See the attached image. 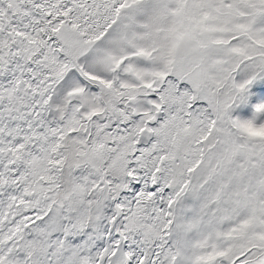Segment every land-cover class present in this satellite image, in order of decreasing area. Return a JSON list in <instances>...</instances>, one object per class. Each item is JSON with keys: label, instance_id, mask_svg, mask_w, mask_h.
<instances>
[{"label": "rangeland", "instance_id": "rangeland-1", "mask_svg": "<svg viewBox=\"0 0 264 264\" xmlns=\"http://www.w3.org/2000/svg\"><path fill=\"white\" fill-rule=\"evenodd\" d=\"M110 1L118 5L114 11L99 0H0V259L29 223L45 218L60 187L64 139L81 131L74 199L67 194L62 201L68 215L81 211L75 218L80 223L92 209L88 192L126 184L106 208L107 231L87 232L80 241L105 252L96 264H264V138L246 136L233 121L237 110L243 112L241 96L250 93L234 65L240 60L264 71L262 37L253 26L242 27L233 0ZM152 5L162 7L163 19L173 16L178 23L169 74L132 63L152 62L160 50L154 40L150 51L130 43L132 53L119 62L107 55L103 64L123 70L135 84L91 81L103 113L84 122L83 94L75 93L65 118L48 123L51 90L74 62ZM251 34L255 38H246ZM141 100L150 111L140 110ZM254 113L256 119L248 115L246 123L260 121V111ZM204 145L211 149L210 186L217 175L229 184L220 188L217 209L209 205L216 214L208 223L192 218L187 198L194 186L190 173L204 166ZM179 199L187 201L173 231L170 208ZM68 251L70 264L88 260L85 250L77 259Z\"/></svg>", "mask_w": 264, "mask_h": 264}, {"label": "trees", "instance_id": "trees-1", "mask_svg": "<svg viewBox=\"0 0 264 264\" xmlns=\"http://www.w3.org/2000/svg\"><path fill=\"white\" fill-rule=\"evenodd\" d=\"M99 1L108 3L112 11L118 6L110 0ZM233 2L239 5V12L244 18L241 21L242 27L244 28L245 25L246 27L252 28L253 26L254 31L257 29V36H259L260 39L262 37L263 42H260L264 44V33L260 34L264 31H258L264 29V0H233ZM152 6L153 7L146 8L142 14L138 17L136 16L134 20L129 19L123 24H130L131 21L132 26L127 29L121 27L123 25L119 26L120 28L110 32L108 35L95 42L92 48L88 49L83 56L74 62L72 69L69 70L51 90L46 110V120L48 123L60 122L65 118L71 100L70 96L75 93L83 94L82 99L79 101L82 106L80 113L84 122H89L90 119L87 120V118L90 115L103 113L105 109L104 102L101 99L102 97L99 90L92 86L91 81L113 82L119 79L118 82L121 83L130 81L132 84H135L136 82L123 73V70L119 73L112 72L103 64L107 55H114L115 60L119 62L121 57L126 53H132V48L129 46L130 43H133L140 49H146L147 51L149 49L150 51V46L152 45L151 40H154L155 45L153 48L160 47V50L155 52L152 62L150 64H142L137 61H132V63L138 64V66L144 69H154L167 75L169 74L171 59L177 49L175 29L178 27V23L173 16H168L167 19H163L162 7L157 8L156 5ZM102 7H106L105 4H103ZM258 12H263L262 16L253 21V16ZM147 34H149V36L145 37ZM235 36L240 38L241 32H237ZM249 37L255 38L253 34L246 36V38ZM245 42L251 45L254 44L253 41L248 39H246ZM248 57L249 56L246 58ZM129 61L130 60H128V62ZM242 62L237 60L234 69H239V71H241L238 81L241 86H243L242 83H247L251 94L249 93L241 96V109L243 112L241 114L237 110L236 115L233 117V121L244 130L246 136L254 135L264 138V108L260 105L263 94L261 88L264 87V71L258 67L253 69L249 62ZM249 72L255 73L256 76L250 75ZM245 73H248L246 79L243 77ZM143 102L144 101L141 100L139 103L140 110H145L146 112L150 111L149 107L144 105L145 103L143 104ZM254 109L260 111V121L256 123L254 120L250 119L251 123H246L245 119H248L246 118L248 115L250 117L253 115V118L256 119ZM246 110L247 112H245ZM212 112L216 113L213 109ZM255 123L258 126H255ZM253 125L254 127H252ZM85 127H87L86 131L87 134H89L90 125ZM80 133L81 131L76 132L66 136L64 139V160L59 173L60 187L55 202L52 203L45 218H43L42 215L37 218L39 221L29 223L26 226L20 238L11 246L9 252L0 259V264H70L68 263V258H66L67 255H65L69 252L68 250H70L73 255L76 254V259L81 254V251L85 250L83 255L89 256L88 260H85V264H96L97 259L101 257L105 258V252L102 253L101 248L95 246L94 242L88 248L83 247L81 243L83 242L84 236L87 235V232L94 231L99 234V230L107 231L102 226L105 219L110 218L106 208L110 207L111 203L126 184L117 182V185H114V183L110 185L114 186L111 190L106 186L88 192V202L92 209L80 219V223H75V218L81 211L77 212L76 215L69 216L62 201L63 197L67 194L70 195L71 199H74V196H72V190L74 189L72 183L76 178L75 171L77 167H79L77 155L78 152H82L80 145L76 144V142L79 143L78 139H80ZM204 148L208 151L206 155L203 151L204 166L202 171L200 168H197L194 172L190 173V184L194 186L192 193L188 194L187 198H191V204L194 207V211L191 214L192 218L208 223L209 219L216 214L217 199L222 195L220 188L224 187L227 189L229 188V184L226 183L228 178H221L217 175L215 186H210L208 165L210 162L209 155L211 149L208 145H204ZM235 188H237L236 185ZM186 201L187 199H179L170 208L173 231L178 228L177 222L180 217L179 210ZM212 203L215 206V210L213 211L209 210V205ZM230 210L229 208V211ZM29 233L30 236L27 237ZM173 233H177V231ZM178 234L180 235V231H178ZM68 237L76 238V242L73 243L68 241ZM80 238L82 239L80 240ZM177 242L179 241L177 240ZM29 244H31V246L28 248ZM63 259H65V261Z\"/></svg>", "mask_w": 264, "mask_h": 264}]
</instances>
